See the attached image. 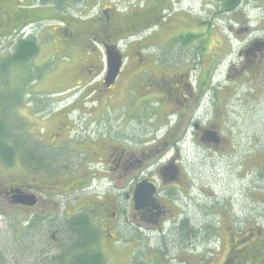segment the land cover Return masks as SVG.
I'll use <instances>...</instances> for the list:
<instances>
[{"label":"flooded vegetation","instance_id":"af4514ba","mask_svg":"<svg viewBox=\"0 0 264 264\" xmlns=\"http://www.w3.org/2000/svg\"><path fill=\"white\" fill-rule=\"evenodd\" d=\"M92 2H55L49 17L3 25L5 56L46 30L38 55L59 62L48 71L51 91L37 88L44 75L23 81L36 95L5 89L16 94L3 108L16 118V155L0 166L18 172L0 175V213L32 229L38 212L57 215L58 200L73 197L101 238L114 244L126 230L131 249H155V264H264V132L251 119L264 104L263 24L248 22L244 4L202 18L170 0H103L93 13ZM215 16L228 20L223 32ZM23 195L36 203L16 201ZM54 226L49 241L59 245Z\"/></svg>","mask_w":264,"mask_h":264},{"label":"rangeland","instance_id":"374dc122","mask_svg":"<svg viewBox=\"0 0 264 264\" xmlns=\"http://www.w3.org/2000/svg\"><path fill=\"white\" fill-rule=\"evenodd\" d=\"M2 0H0V13L2 12V8H4L5 3H7L8 0L1 3ZM13 3V6H16L18 4H26L27 0H10ZM25 1V2H24ZM74 1V0H71ZM80 1V0H76ZM99 1L103 0H93L92 4L94 6L92 13L95 12L98 8L97 3H100ZM112 2H115V0H109ZM124 1V0H121ZM126 1V0H125ZM218 0H215V2ZM9 2V1H8ZM11 3V2H10ZM55 2H53L54 4ZM207 3V4H206ZM73 4V3H72ZM75 4V3H74ZM170 4L174 5L176 10H179L181 12H186L187 10L200 16V17H207L208 9L211 11H214L212 7L210 8V4L214 7L212 0H170ZM37 6H41V3L38 2ZM246 10V16L248 19V22L252 25H254L255 28H258L260 25L259 23L263 24L264 28V0H246L245 5ZM49 7V6H48ZM75 7V6H74ZM216 7V5H215ZM43 10V9H42ZM44 10L47 12L49 11V8H44ZM81 8H72L70 9L73 13H78ZM84 13V12H83ZM211 19H213L211 17ZM214 20V19H213ZM222 21V20H221ZM216 24L221 25V29L223 32L222 22H217ZM226 27V25H225ZM219 28V25H218ZM262 29V28H260ZM2 30V29H1ZM0 30V31H1ZM40 32L39 33V45H41L43 42L48 41V35L47 33ZM264 34V30H263ZM222 34L220 31L215 36L216 40H221ZM231 37H233L232 34H230ZM217 44V43H216ZM215 44V45H216ZM237 41H234V54L237 50ZM198 45V44H197ZM163 48H175V46H166ZM5 43L3 42L2 38L0 40V58L2 56H5L7 53L5 52ZM29 65H22L18 67H13L11 76H10V83H13L15 86H20L23 91L32 93V95H36V90L34 89L35 84H29V83H23L24 80L31 79L30 81H37L40 78V83L37 86L38 89L43 91H51V83L48 82V74H49V68L55 66L59 60L56 58H50L47 56V54H40V56L37 54L35 57L31 59ZM228 66H226L227 68ZM31 68V70H30ZM29 70V71H27ZM48 72V73H47ZM37 73V74H36ZM41 74V76H40ZM34 76V77H33ZM28 82V81H27ZM10 84L9 86H11ZM0 87L2 85L0 84ZM242 93L240 91L236 90L235 97L232 99V106L237 107L239 104V97H241ZM250 108V107H249ZM253 114V117L251 119L254 122H261L262 127L256 126L258 130H263L264 132V104L258 105L257 109L251 107ZM17 111H19L18 108H16ZM15 110V112H16ZM234 112L235 110H231ZM27 113L25 111L19 113V115L23 118H26ZM14 121H16L15 116ZM24 123L26 124L27 120L23 119ZM207 152H203L202 155V161H207L206 164V171L210 172L217 168L214 164H212V158L209 157ZM209 157V158H208ZM17 168H13L11 170H5L4 168H1L0 166V175L4 177H14L17 174ZM250 186V185H249ZM231 189H236L237 186L231 185L228 186ZM195 193V191H194ZM224 192L221 191V195ZM203 196H200L202 198ZM59 201V213L57 215H46V213L38 212L39 214H42L41 220L43 224L39 228H30L26 229L25 224H22L20 222L21 217L20 214L11 213V212H5L4 214L0 213V264H50L48 263L51 260L52 256L58 255L60 251V246L55 245L54 243H51L49 240L51 238V233L48 232L50 229V225H54V220H57L58 217H63L64 210H69L70 214H74V211L77 209V206H74L72 202L74 201V198H60ZM71 201V202H70ZM201 202V201H199ZM2 204L0 202V211H3ZM198 211L200 213V208H198ZM59 215V216H58ZM200 222L206 221V217L202 216L200 214ZM47 225V226H45ZM56 226V225H55ZM54 231L58 232V236L61 238V232L59 227H54ZM56 232V233H57ZM101 235V234H100ZM119 240H116L114 244L112 241L105 240L101 238V240L98 243V246L101 248V250L104 253L105 256V264H131L132 262H141L144 261V264H155V259L153 258V252L155 249L148 247V249H145L144 253H141L138 248L129 247L128 240H129V233L125 230V232L120 233V238L118 236ZM205 244V243H204ZM154 245V244H153ZM178 248H173L172 252L176 253ZM206 251L205 246L203 244H199L197 248L198 255L203 254ZM171 264L170 262H168ZM158 264V263H156Z\"/></svg>","mask_w":264,"mask_h":264},{"label":"trees","instance_id":"16d2710c","mask_svg":"<svg viewBox=\"0 0 264 264\" xmlns=\"http://www.w3.org/2000/svg\"><path fill=\"white\" fill-rule=\"evenodd\" d=\"M4 1L5 0L1 1L3 5ZM8 1L7 3H5L4 8L1 9L2 12L0 13V30L3 28L4 23L12 18L29 17L33 19H43L49 17L50 14H48V11L46 12L44 8H49L48 6L53 4V2L60 4L61 2H67L68 0H27L26 4H18L16 6H13L12 1ZM38 2L41 3V6H37ZM243 4L244 6L246 5V0H218L215 3V10L216 13L220 11V8L231 11L241 10L243 9ZM226 18L231 19V21L233 20V22L235 23H237L236 20H238V18L232 14L228 15ZM226 18L224 21L221 17L215 16L214 22L215 24L217 22H222L223 26L224 24L226 25V21H228ZM218 25L219 28H221L220 24H216L217 27ZM1 38H3L2 30L0 31V40ZM38 51L39 43L37 39L19 41V44L13 53L9 54L8 56H2L0 58V84L2 85V87H0V160L3 162L4 160L14 162L16 155L12 144H10V147L8 146V141L11 142L16 139V121H14V117L6 118L5 114H3L5 101L9 102V110L13 108L14 105H16V100L12 99L16 96V94L13 93L11 99L6 98L8 95L10 96V94H7L5 92V89L7 91L8 82L10 80L11 72L13 71L12 68L18 67L19 65L22 66L24 64L29 65L30 61H32L31 59L38 54ZM10 90L11 89H9V91ZM7 126L12 127L11 130L7 129ZM5 146H8V148L12 151L11 156L3 153V148ZM80 208L81 207L78 206L74 211V215L71 217H58V222L54 220V225L59 227L61 232V238L59 242L61 252L56 256H52L51 260L48 263L105 264L104 253L98 246V243L101 240L98 223L92 218V216H90V214L84 213V210ZM42 224L43 222L41 220V217H39L35 222L33 228H39ZM54 225H50V228H52V226ZM26 229L28 230V228Z\"/></svg>","mask_w":264,"mask_h":264},{"label":"water","instance_id":"95a60500","mask_svg":"<svg viewBox=\"0 0 264 264\" xmlns=\"http://www.w3.org/2000/svg\"><path fill=\"white\" fill-rule=\"evenodd\" d=\"M22 197L23 199H25V201H23L21 197L17 198L16 201H20L23 202L24 204H29V205H33L36 203V199L34 195H23Z\"/></svg>","mask_w":264,"mask_h":264}]
</instances>
